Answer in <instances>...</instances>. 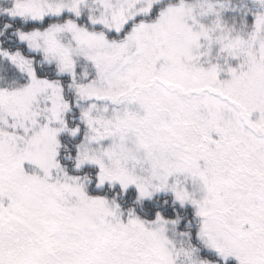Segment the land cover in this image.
I'll list each match as a JSON object with an SVG mask.
<instances>
[{
	"label": "snow or ice",
	"instance_id": "snow-or-ice-1",
	"mask_svg": "<svg viewBox=\"0 0 264 264\" xmlns=\"http://www.w3.org/2000/svg\"><path fill=\"white\" fill-rule=\"evenodd\" d=\"M0 264H264V0H0Z\"/></svg>",
	"mask_w": 264,
	"mask_h": 264
}]
</instances>
